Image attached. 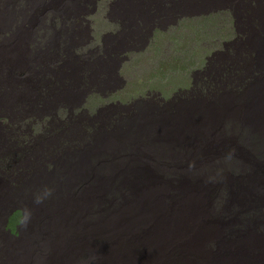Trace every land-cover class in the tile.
Segmentation results:
<instances>
[{
	"label": "rangeland",
	"instance_id": "1",
	"mask_svg": "<svg viewBox=\"0 0 264 264\" xmlns=\"http://www.w3.org/2000/svg\"><path fill=\"white\" fill-rule=\"evenodd\" d=\"M57 1L58 3H56L55 0L54 2L53 0H0V55H2L6 50H8L9 53L11 45L13 44H15V47H17L20 44L25 43V48L28 57V60L23 61L24 51H19L17 53L16 59L12 61L6 60L5 63L0 61V103L2 105L0 106V246L2 245L1 241L4 242V245H7V239L10 238V232L8 227L9 220L7 221L8 214L12 209L11 207L18 202V200L14 203L12 202V206H5V204L1 202V193L4 192L3 185H5L6 187L9 186V188H7L10 189L11 180L9 179L7 174H9L8 172L13 169L11 168L12 161L18 153H30L32 157L31 159H33V162L31 163H25V161H23L22 159L19 160L20 165H23L21 169L26 174L27 179H30L32 177L31 179L33 185L35 183V186L38 185L37 187H43V182L47 179L46 177H49L48 183L53 184L54 187L59 189V191L67 198L73 196L74 193V189L70 182L78 181V179L81 180L78 175L76 176L75 174L69 171V165H71V167H74V169H77V163L74 161V159L78 158V155H80L84 150H86L87 147L91 145V143L93 144V150L95 152L96 157L94 162L89 164V168L91 170L95 171L99 169L104 175L105 172L109 169V167L119 161V158L116 155L117 151L115 149V141L116 139H118L117 136L108 138L104 136V141L102 140L103 142L100 141L99 143L100 138L106 134L103 130L107 129L104 124L105 120H101V118L104 117L106 108L110 106L108 102H111V104L119 102V100L115 97L114 99H107L110 96H106L107 93L109 92V94H112L111 91L118 89V86L116 88V84L124 86L126 81L125 85L127 86V80L131 79L130 76H133L134 73L130 71L127 72V77L125 75V70H122L120 67V74L117 75V66L114 65V63L112 65L108 61L104 63L103 56H96L93 53V50L89 48L88 42H86V40H84L79 33H76L78 32V27H80V25H75L74 21L71 20L73 18L67 15L71 11L77 10V12H79L83 17V14L87 15L92 12V8L95 7L94 4H99L100 6H102L101 8H103V11H105L104 8L107 4H114L113 10H111L110 12V22H107L104 26L105 33L108 32V34L104 37L105 48H111L114 52L121 56H123L125 53L127 64H131L132 67L134 66L135 68V65H137V63L135 62V58L137 59L138 57L137 61L144 59L142 63L138 62L139 67H142L140 68L141 72H143L144 70L145 78L149 80V86H145L144 89L153 91L155 90V92H150V97L149 99H147L149 117L145 121V134H143L146 138V141L142 137V134L139 136L138 133V135L135 137V143L133 144L134 140H131L129 142L130 148L127 150V153L124 158H122L118 163V165H121L120 162L124 164L129 158L132 160L129 162V164L139 163L140 165L144 166L141 168L140 172H137L133 167H124L125 165L121 168H116L115 172L109 171L107 173L106 177L104 178V183H112L117 179H120L124 187H126L125 183L129 182V184L145 189L147 187V181L142 177L147 174L154 173V176L155 178H157L158 182L160 181L162 183L168 184L167 180L170 179L171 181H173V183H177L183 178L182 170H187L186 175H189L192 170H196L201 167V164H195V161H192L191 163H186L185 161L174 160L175 157H173V155H169L170 153L168 148H161L160 143H151L155 140V138L151 136V132L154 131L155 134H158V132L162 130L158 129L156 123L155 113H157V116L159 115V113L157 112V103L163 102L165 100V96L163 94L159 96L157 93L160 86L157 84L159 86L158 87L157 85H153L152 83H155L156 77L162 74L164 69L169 73H174L173 71H175V65L170 61L160 63L159 60H152L151 58H149L150 53L148 52V48H163L164 46L160 45L162 40V36L160 33H162V31L166 33L171 26L175 24H180L181 20H184V18H190V4L192 2H195L196 4H203V2L201 0H198V2L196 0H126L124 4V0ZM131 1H134V3H132ZM206 1H212L210 2L211 4H213V2H216L214 4H229L228 2L226 3L224 0ZM129 2H131V4H138L137 13H131V18L128 17V14L123 11L125 9V6L128 7ZM37 4H42L43 13L39 12V14L41 15L40 17L35 12H33L36 9ZM76 4H81L82 8L80 6H77ZM120 5H122L123 7H121ZM6 6L15 9V13H13V18L11 16V10L8 9ZM165 7H167V9ZM200 9H202V7L200 8V6H198L197 9L192 8V10L194 11ZM26 10L29 11L30 15L32 14L31 17H24ZM61 10L67 14H61ZM261 17L262 16L257 15L254 21L257 22ZM30 20L33 22H31ZM249 26L250 25L247 24L245 25V27ZM80 31L84 30L80 28ZM250 33L255 35H258L260 33V35H258L259 38L256 37L257 39L250 40H231L233 42H238V44L240 45L249 46L251 48L250 50H246V52L240 59H236L234 61V57L231 53H225L223 56L228 58L229 61L226 60L223 61V63L227 62L228 65L222 67L221 69H218L219 71H216L217 74L213 72L211 73V77H202L201 73H194L191 76L188 75L189 80L186 77L183 78L182 76H179V79L172 84V89L175 90L178 85H181L182 81H188V85L178 89L176 93L173 94L172 98L170 97V100L173 101L175 98L181 99V103H176L179 105H177V107L176 105H174V108L182 117H184V119L188 118V120L191 121L190 123H188V126L184 127L185 133H188V130H190L191 128L194 129L197 126L194 129V134L198 130L196 133L198 134L199 132V134L201 133L203 135L201 137L198 136L199 138H201L200 143L203 146H196L195 143H188L183 145V147H181L183 149L176 151V153H179V159L191 160L193 159L192 156L196 155L200 162L204 159L201 167L202 174H204L209 168V166L214 163L215 169H218L220 167L226 174L231 173L233 175V179L230 178L229 183L221 184L220 182V186H215L214 201L216 208L221 207L223 204L227 203L228 197L226 194H230L229 190H233L235 188L237 181H240L242 179L245 181L250 180L249 182H251L256 178L257 174H259V170L261 171V173L264 171V168H261L264 167V40L262 41L260 39V37H264V30L261 31L260 26H253L250 30ZM68 34H70L71 36H68ZM78 38V53L83 57V60L87 62L89 69L85 77L82 71L77 70L73 77L70 79V83L73 84L77 82V87H79V85H85L87 77L90 79L91 82H93L94 76H96L97 73L99 76L104 78L108 77V75L112 76L113 82L111 78L109 83L106 84H90L91 87L93 86L92 89L100 90L103 93V101L100 102V104L97 103V106L94 107V110L89 111V113L93 112L87 116L89 117V119L86 122L84 120H81L80 124L76 123L79 119L75 121L78 117H80L79 115L73 119H69L68 117H66V115L59 113L61 118H65L68 120L65 121V125L63 127L61 126L62 128L60 129L64 131L62 135V139L64 140L62 141H58L56 136H48L47 133L42 134L46 128L45 123L41 121H35L37 126H35V129H33V131L36 130V133L29 131V133L25 134V131L23 134V132L20 130V128H22L21 124H27L32 121H27L29 120L27 118L31 113H38L39 111H43L46 108H55L54 111L57 114L58 112L63 111V108L67 106V103H63L62 106L59 105L62 101H67L66 96H61V93L63 91L54 90V82L47 80L48 78H50V76L53 75V71L51 69H47L45 71L46 77L42 78V81L44 82L43 84H38V82L36 81L38 80V70L42 65L41 60L45 57L40 55V53H42V51H45L46 53L48 51L47 48L52 47L54 45H56L57 47L58 45H65L66 43L70 42L76 43ZM92 43L97 44L101 43V41L95 42L91 40V44ZM147 43L148 45L146 46ZM42 46H44L45 49H41ZM142 48H144L141 51L142 53L138 55L136 49L141 50ZM145 54H148V56L146 55L147 59H145ZM46 56L53 57V55L50 54ZM15 64H21L22 67L20 69H23L22 72H25L27 76L25 79L20 77L22 79V82L17 81V76L13 75L15 71L13 69V66ZM16 73H18V71H16ZM137 73H140V70ZM57 76L60 77L59 74H57ZM120 80L125 81L118 82ZM151 86L155 87L151 88ZM171 93L172 91L170 92V94ZM189 97H192L191 102H189V104H186V99ZM5 104L8 105L10 109H8ZM115 107L116 106H113V109L115 110L112 112H116L114 114L112 113L109 116V120H112V118L115 117L117 118L119 114H122L120 111L119 113H117L118 111ZM119 107L121 108V106ZM100 108L101 110L99 112L94 113L95 110H98ZM192 115L194 117H192ZM193 118H195L196 121L193 120ZM17 119H19V121H17ZM191 119L196 123L192 124ZM15 121L18 122L17 131L12 127V123ZM99 123H102V125H100ZM222 123L225 125H223ZM159 124L164 129L166 126V121L160 119ZM152 125H154V127L153 129H151L149 134V131H147L146 127H152ZM40 128L41 130H39ZM130 134L131 130L129 131L128 135ZM46 136L48 137V139ZM10 137L11 139H13V141L10 139ZM198 137L195 139H199ZM197 141L199 142V140ZM40 143L41 145H37ZM197 153L201 154L203 157H200V155ZM90 157V154L82 155L80 157L81 163L83 165H86L88 162H90ZM176 164H180L179 169L177 168ZM39 167H41L40 171H37ZM50 170H52V174L49 172V176H46V173H48V171ZM63 175L65 177H70L68 179V182H63L57 179ZM136 176L140 177L136 179ZM42 177L44 178L43 180L41 179L40 182L37 181L39 178ZM90 181L93 182L91 179ZM100 182H102V180ZM208 184H212L211 181ZM180 186L181 184H170V187L172 188L170 202L176 203L183 209V212L181 211V209L178 208L173 209L174 214L177 215L180 219L174 217L175 222L173 228H164L161 226V228H156L155 230H150V228L147 230L148 235H150L152 238L164 237V239L169 240L168 242L166 241L167 243H162L160 247L157 246V250L155 253L152 254L148 251L146 255H150L143 256L144 258H146L147 260L149 258L150 260L154 258L153 256H156V262H151V264H264V238L263 241L260 240L256 245V250L257 252H259V256L255 249L251 251V253L249 252L248 255L244 253L245 256L243 254H240L241 250L238 249L245 245V243L249 244L250 242H252V239L256 238V236L258 235L257 231L254 230L255 227H251L250 229L248 227L246 228V222L251 221V219H249L248 217L253 216L249 214L248 210H244V203H242L238 199L233 201L232 203V207L236 211L241 213L242 216H244L245 214L244 217H246V219L243 220L244 222L242 223V221L240 220V222H238V224L235 225L234 228H231L229 218L227 217L224 218L222 221L225 224L224 227L223 225H221V223L218 224V221H216L215 216L211 218V216L200 212L199 206H192V200L182 198L180 194ZM79 187H82V185H77V187L75 188L79 189ZM111 188H113V186H111ZM134 191L136 190L129 187L122 193H124V195H128L129 193L131 194ZM251 191L252 193L257 192V186ZM53 192L58 193L55 189H53ZM38 194L39 189H34L33 196L35 195L34 197L37 198ZM148 196L152 197L149 194H146L145 197ZM93 198L96 200V194H94ZM112 199L114 198H111V200ZM65 201L66 199L64 198V202ZM110 203V199L106 203H104L103 201H97L96 205L92 202L90 203L91 205L95 206L97 210L95 211V213H92L90 211L87 212V215L94 218L95 220V224L88 234L83 233L78 226V221L81 219L78 209L75 210L72 215L67 216L66 213H64L62 210V208H64L63 205L54 206V209L60 210L61 214V232L59 234L57 242H60L64 239V237L69 234L66 231H63L65 230L64 228H66L68 225L69 226L67 229L71 232L74 231L75 233V239L74 237H69L67 240V244H69V247H71V258L68 264H73V262L75 264L84 263L86 260L82 256V250L83 248H87L88 246L92 247L93 250H95L93 252H95L94 254L96 255V264H101L102 261L105 259V256L99 255V249L102 245V242L122 245L123 255L121 257V262L123 264H143L144 261L142 257L138 256V259H136L137 254L135 252L131 254L130 248L127 246L128 243L125 247V242L122 239L120 240L119 238V242L118 237L115 236L116 233L113 229L114 223L111 224L112 221L118 223L123 218H125L124 215H122L124 213L129 217L128 220H131L132 214L138 213L136 211V206L131 204V206L135 209L131 208L130 206L126 208V205H124L125 201L124 199H122L121 204L123 206L121 205V210H118L117 206L111 207ZM100 210L107 211L105 213L104 220L109 222L108 230H110L115 235L107 233V227L103 228L101 227V225V231H99V234H96L94 232V229L96 230V227H99V224L102 223ZM142 211L143 212L141 213L139 212L142 215L144 212L147 215L151 214L148 209L146 211H144L143 209ZM192 211L199 212V216L195 221H193L192 218H190V214H188ZM32 214L36 220L34 213ZM111 214L112 217H110ZM157 216L160 218L161 222H164L163 217L160 216V210L158 208L156 209L155 207V212L152 217L156 218ZM133 217L136 218L137 216L133 215ZM138 220H140V216L136 219V221ZM150 220L151 218L146 217L143 220V224H150ZM18 223V226L21 227L23 219L20 218ZM263 226L264 222L262 224V227ZM257 227L260 228V226ZM24 228L25 227L23 225L22 232L26 234H30L35 230L30 229L27 232ZM136 231L139 239L141 236V229H136ZM105 232L106 239L103 238L101 235V233L104 235ZM11 233L17 235L18 229H16L15 231H11ZM118 236L120 237L121 234H118ZM243 236L244 239L242 238ZM203 238H205V240ZM189 240L192 241L190 242ZM210 240H212L213 243ZM24 242L26 243V241H23V243L20 244V248L23 246V244H25ZM214 242H216L217 244ZM116 245L114 247H116ZM166 248L170 250H166ZM203 249L205 252L203 251ZM234 251L236 252V254ZM175 253L181 256H177L175 255ZM196 255L198 257H196ZM8 256L9 252L4 249L1 254L2 258L0 257V260L2 261ZM159 256L161 257V259L159 258ZM259 257H261V259ZM98 258L100 259L98 260ZM196 258H198V261L196 260ZM47 259L51 258L46 255L43 264ZM199 260L201 262H199ZM57 261L58 262H56L55 264H59V259H57ZM32 262H36V256L34 259H32ZM49 264H52V261H50Z\"/></svg>",
	"mask_w": 264,
	"mask_h": 264
},
{
	"label": "clouds",
	"instance_id": "2",
	"mask_svg": "<svg viewBox=\"0 0 264 264\" xmlns=\"http://www.w3.org/2000/svg\"><path fill=\"white\" fill-rule=\"evenodd\" d=\"M54 2V0H53ZM58 3L57 0H55ZM203 4L198 6L202 7L200 10H192L197 9L196 7H190L191 17L184 20H181L180 24L173 25L169 28V30L165 33L162 31L161 36V46L163 48H148V52L150 53L149 58L156 61L159 60L160 63L165 61H170L175 65L174 73H169L165 69L162 74L158 75L155 79V83L152 84H165L166 91L170 90V86L168 81L170 82L172 88L171 79L177 81L179 76H191L194 73H203L209 72L210 70H218L224 66H227V62L223 63V61H229L228 58L223 56L225 53H231L234 57V61L236 59H240L246 50H250L249 46L240 45L237 42L228 41L224 30L229 26L230 19L232 18V13L228 7H222L220 4H211L206 0H202ZM74 5V4H73ZM77 6H81V4H76ZM95 6V7H94ZM94 8L90 14H83V17L77 10L73 11V21L75 25H80L78 27V32L80 36L83 37L86 42H88L89 48L93 50V53L96 56H103L104 63L109 62L111 65L121 67L122 70H125V75L128 77L127 72H133V76H130L131 79L127 80V89H132L139 86L144 89L145 86H149V80L145 78V73H137L139 70L141 71L138 62L142 63L144 59L136 61V68H133L131 64H127L126 54L123 56L114 52L111 48H105V40L104 37L108 34L105 33V24L110 22V12L113 10L114 4H107L104 8L105 11L102 10L99 4H94ZM7 7V6H6ZM11 10V16L13 18V13H15L14 8H9ZM39 17L41 16L39 12L43 13L42 4H37L36 9L33 11ZM185 14V13H184ZM32 15V14H31ZM29 11L26 10L24 17H31ZM34 19V17H33ZM37 19V18H36ZM13 20V19H12ZM80 28L84 31H80ZM65 32V31H64ZM159 32V31H158ZM92 41H101V43H92ZM75 46V47H73ZM77 47V48H76ZM255 47V45H254ZM45 49L42 46L41 49ZM135 48V47H134ZM133 48V49H134ZM132 49V50H133ZM144 48L136 49L138 55H140ZM47 52L42 51L40 55L45 56L41 61L42 65L38 70V84H43L42 78L45 76V71L47 69H51L53 71V75L48 78V81L54 82V90L57 91H67L63 94V96H67V101H62L59 105L62 106L63 103H67V106L63 108V111L58 112L60 114L66 115L69 119H73L78 117L75 121L80 124L81 120L87 121V116L91 113L87 114V111H92L93 106H97V103L103 101L102 92L100 90L92 89L91 85L86 81L85 85H81L79 87L77 82L74 84L70 83V79L76 73V71H82L84 77L88 73V65L87 62L83 60V57L78 53L79 50V38L77 42L66 43L65 45L57 46L54 45L52 47L47 48ZM131 50V51H132ZM167 50V52H166ZM19 51H24V60H28L27 51L25 48V43L20 44L15 47V44L11 45V49L6 50L2 55H0L1 60L6 59L7 61H12L16 59L17 53ZM50 54L53 57H47L46 55ZM29 55V53H28ZM137 55V56H138ZM148 56V54H146ZM145 55V59L147 56ZM136 56V57H137ZM154 57V59H153ZM133 59V58H132ZM52 61V62H51ZM51 62V63H50ZM233 62V61H232ZM21 64H15L13 66L14 74L17 76V81H21L25 79L27 76L25 72H22L23 69H20ZM18 71V73H16ZM144 71V70H143ZM13 72V71H12ZM60 75V77L57 76ZM21 77V78H20ZM47 81V82H48ZM0 106L1 103H0ZM8 109L10 107L5 104ZM55 108L49 109L46 108L43 111H39L38 113H31L27 119L30 121L29 123L21 124L20 130L25 132V134L33 131L36 126L35 121H41L45 123V131L42 133H47L48 135H53L58 139V141H62L63 132L60 130L65 125V121L67 119L61 118L60 115L55 114ZM101 110H95L94 113L99 112ZM84 118V119H83ZM19 121V119H17ZM15 121L12 123V127L17 131L18 130V122ZM55 139V138H54ZM56 140V139H55ZM130 148V145L125 141H121L116 146L117 157L119 161L124 158L127 153V150ZM90 154V162L86 165L81 163L80 157L82 155ZM95 152L93 150V144L89 145L86 150H84L78 158L74 159L77 163L76 168L71 167L70 172L78 175L81 180L70 182L74 189L73 196L67 198L65 197L59 189L55 188L52 184L44 181L43 187H37L32 184V179H27L26 174L21 170L22 166L20 165L19 160L22 159L26 162H32L30 153L21 152L18 153L17 156L12 161V167L8 173V177L11 180L10 189H8L5 185H3V191L1 193V202L5 204V206H12V202L18 200V202L12 206L9 214V232L10 238L7 239V245H4V242L1 241L0 246V256L4 249L9 252V256L2 261L0 260V264H43L44 258L47 255L51 259L45 260L44 264H49L52 261V264L57 262L59 259V264H68L71 258V247L67 244V240L69 237L75 238L74 231L71 232L67 228L65 231L69 233L67 237L57 243V239L59 238L60 230H61V220H60V210L54 209L55 205H63V212L66 213L67 216H70L74 213L75 210H79V214L81 219L78 221V226L82 230L83 233L88 234L94 224V218L87 215V212L90 211L95 213L97 208L90 203L103 201L106 203L110 199V204L112 206H117L118 210H121V202L124 199L126 208L131 206V204L136 206V211L138 213L132 214L131 220H128V216L124 213L125 218H123L120 222H114L113 229L114 233H112L109 229V222L105 221V213L107 211L100 210V216L102 218V223L99 224V227L94 229L96 234H99L101 231V227H107V233L111 235H115L118 237V240L122 239L127 246L130 248L131 254L136 253L138 259L139 257L148 256L146 253L149 251L152 254L156 252L157 246L160 245L169 239L163 238H152L148 235L147 230H155L156 228L170 227L173 228L175 219L174 217L180 219L177 215L174 214L173 209L178 208L183 209L178 206L174 202H170L172 195V188L170 184H165L162 182H158L157 178H155L154 173L145 175L144 178L147 181V187L145 185V189L141 187L134 186L132 184L125 183L126 187L122 184L120 179L112 183H104V178L106 177L109 171L115 172L116 168L123 167H133L137 172L141 171V165L139 163L129 164L131 159H127L124 164L120 162L121 165H118L119 161L114 163L103 175L101 170H91L89 168V164L93 163L95 160ZM69 162V161H68ZM71 162V161H70ZM24 163V164H25ZM203 161L201 162L202 167ZM118 165V166H116ZM201 167L192 170L189 175H186L187 170H182L183 178L179 180L177 183L173 184H181L180 186V194L184 199L192 200V206H199L200 212L211 216L213 215L216 218L218 223H221L225 227V224L222 222L224 218H229L230 227L234 228L240 220L246 219V217L242 216L241 213L236 211L230 203H225L221 207H215L214 201V188L215 186H220L223 183H229L230 177L219 167L218 169L214 168V163L209 166L204 174L201 173ZM39 167L37 171H40ZM52 174V170L49 171ZM4 173V171H3ZM84 173V174H83ZM204 176V177H203ZM140 176H136V179ZM70 177L61 176L59 179L63 182H68ZM42 178L34 179L37 181H41ZM54 179V178H53ZM90 179L93 181L91 182ZM26 180V181H25ZM102 180V182H100ZM211 181L212 184H208ZM221 182V184H220ZM75 183V184H74ZM82 185L79 189H76L77 185ZM171 184V185H173ZM207 184V187H206ZM167 185V187H166ZM113 186V188H111ZM129 187L135 189L136 191L129 193L128 195H124L122 193L124 190H127ZM39 189L38 197L35 198L33 196V190ZM53 189H55L58 193H54ZM94 194H96V200L93 198ZM146 194L151 195L152 197H145ZM64 198L66 201L64 202ZM111 198H114L111 200ZM123 206V205H122ZM141 207V208H140ZM148 209L151 213L147 215L143 212ZM156 209L160 210V216L163 217L164 222L160 221V218L157 216L152 217ZM135 209V208H133ZM140 212V213H139ZM32 213L37 214L36 220ZM190 218L195 221L199 212L192 211L189 212ZM133 215L137 217L134 218ZM140 216V220L136 221V219ZM149 217L151 218L150 224H143V220ZM23 219V223L21 227L18 226L19 219ZM251 219V218H250ZM182 220V218H181ZM25 227L28 232L30 229H35L36 232L28 236V234L22 232V227ZM101 225V227H100ZM139 228V229H138ZM18 229V234L15 235L11 233V231H15ZM137 230L141 229V237L138 239ZM250 229V228H249ZM118 234H121L119 237ZM257 236L250 242L249 244L243 245L239 249L241 250L240 254L246 253L256 250V244L264 238V226L261 228V231H257ZM102 237L106 239V232L104 235L101 233ZM102 238V240H103ZM33 240L40 241V244L35 243ZM119 240V242H120ZM23 241L29 242L31 245V251L28 249H24L27 252H32L31 256L21 251L20 253V244ZM254 242V245H253ZM264 242V241H263ZM105 242H102V247L100 246V254L105 256V259L101 264H123L121 262V257L123 255V247L122 245L109 244L107 247L104 246ZM118 244V242H117ZM30 245H26L28 248ZM116 245V247H114ZM168 248H166L167 250ZM170 250V249H168ZM259 256V252H257ZM55 255V259H54ZM164 255V254H163ZM177 256H181L176 254ZM36 256V262H32V259ZM82 256L85 258V262L83 264H96V255L93 252V248L88 246L87 248H83ZM153 259L143 258V264H151V262H156L157 257L153 256ZM161 259V257L159 256ZM261 258V257H259ZM29 261V262H25Z\"/></svg>",
	"mask_w": 264,
	"mask_h": 264
},
{
	"label": "bare ground",
	"instance_id": "3",
	"mask_svg": "<svg viewBox=\"0 0 264 264\" xmlns=\"http://www.w3.org/2000/svg\"><path fill=\"white\" fill-rule=\"evenodd\" d=\"M110 1V0H109ZM129 1V0H127ZM137 1V0H136ZM167 1V0H166ZM169 1V0H168ZM177 1V0H176ZM186 1V0H185ZM198 2V0H196ZM202 1V0H201ZM200 1V2H201ZM218 1V0H217ZM226 3L228 2L229 4H220L222 5V7H228L232 13V18L230 19V23H229V26L224 30V33L228 39V41H231V40H250V39H257L259 38L258 35H260V33L258 35H255V34H252L250 33V30L253 26H260L261 27V31L264 30V0H224ZM124 4L126 2V0L123 1ZM132 2V1H131ZM131 2L128 3V7L125 6V9L123 10L126 14H128V17L132 16L130 15L131 13L134 14L135 12L137 13L138 11V4H131ZM148 2V1H147ZM188 2V1H187ZM199 2V3H200ZM212 2V1H210ZM86 3V2H85ZM96 3V2H95ZM104 3V2H103ZM113 3V2H112ZM134 3V1L132 2ZM150 3V2H149ZM153 3V2H152ZM185 3V2H184ZM193 3V4H192ZM190 4V7H196L200 4H196L195 2H192ZM216 3V2H213V4ZM93 4V3H92ZM123 4V3H122ZM140 4V3H139ZM148 4V3H147ZM186 4V3H185ZM105 5V4H104ZM130 5V6H129ZM167 5V4H166ZM181 5V4H180ZM118 6V5H117ZM121 7H123L122 5H120ZM158 6V5H157ZM168 6V5H167ZM44 7V5H43ZM77 7V6H76ZM81 7V6H80ZM102 7V6H101ZM141 7V6H140ZM154 7V6H153ZM172 7V6H171ZM82 8V7H81ZM128 8V10H127ZM160 8V7H159ZM167 9V7H165ZM201 8V7H200ZM47 9V8H46ZM93 9V8H92ZM103 9V8H102ZM142 9V8H141ZM158 9V8H157ZM170 9V8H169ZM175 9V8H174ZM187 9V8H186ZM122 10V9H121ZM161 10V9H160ZM80 11V10H79ZM91 11V10H90ZM127 11V12H126ZM156 11V10H155ZM164 11V10H163ZM166 11V10H165ZM185 11V10H184ZM244 11V12H243ZM83 12V11H82ZM88 12V11H87ZM116 12V11H115ZM145 12V11H144ZM170 12V11H169ZM172 12V11H171ZM182 12V11H181ZM243 12V13H242ZM79 13V12H78ZM121 13V12H120ZM186 13V12H185ZM61 14H67L65 13L64 11L61 10ZM181 14V13H179ZM262 14V15H261ZM69 17L71 16L73 18V11H71L69 14H67ZM257 15H260L262 16L257 22L254 21V19L256 18ZM153 16V15H152ZM179 16V15H178ZM188 16V15H187ZM186 17V16H185ZM131 18V17H130ZM173 18V17H172ZM163 19V18H162ZM181 19V18H180ZM27 20V19H26ZM73 20V19H71ZM178 20V19H177ZM31 21V20H30ZM47 21V19H46ZM33 22V21H31ZM162 22V21H161ZM71 24V23H70ZM250 25L249 27H245V25ZM169 25V24H168ZM176 25V24H175ZM153 26V25H152ZM160 27V26H159ZM133 29V28H132ZM155 29V27H154ZM77 33V32H76ZM70 34H68L69 36ZM255 35V36H254ZM67 36V35H66ZM71 36V35H70ZM75 36V35H74ZM150 37V36H149ZM257 37V38H256ZM264 38V37H263ZM262 37H260V39L263 41ZM61 39V38H60ZM65 39V38H64ZM59 40V39H58ZM57 40V41H58ZM63 40V39H62ZM116 40V39H115ZM259 40V39H258ZM56 41V40H55ZM54 42V41H53ZM51 43V42H50ZM57 43V42H56ZM238 43V42H237ZM262 44V43H260ZM148 45V43L146 44V46ZM59 46V45H58ZM145 46V47H146ZM263 49V48H262ZM264 50V49H263ZM5 51V50H4ZM129 51V50H128ZM2 52V51H1ZM125 54V53H124ZM123 55V53H122ZM146 55V54H145ZM44 57V56H43ZM255 57V56H253ZM138 59V57H137ZM137 59L135 58V60L137 61ZM140 59V58H139ZM232 59V58H231ZM242 60V59H241ZM1 62L5 63L6 59H2L0 60ZM135 61V62H136ZM146 62V61H145ZM148 64V62H147ZM150 64V63H149ZM134 65V64H133ZM147 66V65H146ZM27 67V66H26ZM145 67V66H144ZM135 68V67H133ZM142 68V67H140ZM247 68V67H246ZM225 69V68H224ZM148 71V70H147ZM216 71H219V70H210L209 72H201V76L202 77H211V73L215 72L217 74ZM139 72V71H138ZM174 72V71H173ZM141 73V71H140ZM144 73V71H143ZM116 74H120V67L117 66V72ZM133 74V73H132ZM215 74V75H216ZM98 75V73H97ZM94 76V79H93V82L90 81V79L87 77L86 78V81L91 84V83H94L92 85H96V84H99V83H109V81L111 80L112 76L108 75V77H101V76ZM200 76V77H201ZM243 76V75H242ZM188 80V76H185ZM223 77V76H222ZM184 78V77H183ZM260 80V79H259ZM125 80H120L118 82H123ZM112 82H113V78H112ZM171 82L174 83L175 81L173 79H171ZM169 83V86H170V90H167L166 91V88L164 87V85H161V83H159L158 85L160 86V88L158 89L157 93L159 96H161V94H163L165 96V100L163 102H159L157 103L158 104V113L159 115L157 116V113H155L156 115V123H157V127L158 129H162L158 132V134H155L154 131L151 132V136L155 138L154 141H152L151 143H160L161 144V148H168L169 149V155H173V157H175L174 160H177V161H185L186 163H191L192 161H195V164L199 163L201 164L203 160H201V162L198 160V157L196 155H193L191 160H181L179 159V153H176V151L178 150H181L183 148V145L185 144H188V143H195L196 146H203L201 143H200V139L198 136H203L201 133V135L198 134L195 132L194 134V129L197 127H195L194 129H190L188 130V133H185L184 131V127L185 126H188V123H190L191 121L188 120V118L184 119V117H182L174 108V105H179L181 102H180V98H175L173 101L170 100V97L172 98L173 94L176 93V91L186 85H188V81H182L181 82V85H178V87L174 90L171 88V85H170V82L168 81ZM74 84V83H73ZM78 84V83H77ZM83 84V83H82ZM125 84H126V81H125ZM124 84V86H120L119 84L117 85L116 84V88L118 86V89H115L112 92V94H109V92L107 93L106 96L110 95V96H113V97H110L107 98V99H114V97L116 99L119 100V102L117 103H114V104H111V102H108L110 104V106H108L105 110V114H104V117L101 118V120H105L104 121V124L105 126L107 127V129H104L103 131L106 133L105 135H103L100 140H99V143L100 141H104L105 137L106 136L107 138L108 137H113V136H117L118 139H116V143H115V149H116V146L123 140L125 141L126 143L129 144V142L131 140H134L133 141V144L135 143V137L138 135L139 133V136L142 134V137L145 139L146 141V138L143 134H145L144 132V129H145V121L146 119L149 117L148 114V110L149 108L147 107L148 106V100L149 97H150V92H152L153 90H148V89H142L140 86H139V83H137V86L132 88V89H127V86ZM157 85V84H155ZM157 85V86H158ZM236 85V84H234ZM80 86V85H79ZM113 86V85H111ZM110 86V88H111ZM158 86V87H159ZM93 87V86H92ZM108 87V86H107ZM152 87H155V86H151ZM254 87V86H253ZM96 89V88H95ZM172 91V93L170 94V92ZM68 92L67 91H64L61 93V96ZM155 92V90L153 91ZM63 97V96H62ZM67 97V96H66ZM61 98V97H60ZM65 98V97H64ZM185 99V98H184ZM191 99L192 97H189L186 99V104H189V102H191ZM115 102V101H114ZM176 103H179V104H176ZM215 103V102H214ZM113 106H116L115 108H117V113H119V111L122 113V114H116L118 115V117L116 118H112V120H109V116L113 113L112 111H114L115 109H113ZM121 106V108L119 107ZM205 106V105H204ZM94 107L92 108V110H94ZM180 107V106H179ZM203 107V106H202ZM183 110V108H182ZM179 111V110H178ZM116 112V111H115ZM114 112V113H115ZM89 113V111H87V114ZM113 113V114H114ZM222 113V112H221ZM56 114V113H55ZM59 114V113H57ZM60 115V114H59ZM188 115V114H187ZM114 116V115H113ZM11 117V116H10ZM192 117H194L192 115ZM201 117V116H199ZM226 118V117H225ZM89 119V117H87V120ZM160 119H163L166 121V126L165 128L163 129L161 126H160ZM200 119V118H199ZM203 119V118H201ZM192 120V119H191ZM193 120H195V118H193ZM192 120V124H195L196 122H194ZM198 120V119H197ZM205 120V119H204ZM227 120V119H226ZM231 120V119H230ZM12 121V120H11ZM71 121V120H70ZM196 121V120H195ZM200 121V120H199ZM29 122V121H28ZM74 122V120H73ZM39 123V122H38ZM77 123V122H76ZM224 123V121H223ZM222 123V124H223ZM227 123V122H226ZM2 124V123H1ZM41 124V122H40ZM100 124V123H99ZM73 125V124H72ZM102 125V123L100 124ZM225 125V124H223ZM227 125V124H226ZM2 126V125H1ZM37 126V125H36ZM104 126V125H103ZM102 126V127H103ZM63 127V126H62ZM154 125H152V127H149L148 128L146 127L147 131H149V134H150V131L151 129H153ZM156 127V126H155ZM38 128V127H37ZM140 128V129H139ZM34 129V128H33ZM245 129V128H244ZM7 130V129H6ZM10 130V129H9ZM41 130V128L39 129ZM131 130V134H129V131ZM137 130V131H136ZM2 131V130H1ZM110 131V132H108ZM218 131V130H217ZM41 132V131H39ZM38 132V133H39ZM216 132V131H215ZM36 133V132H35ZM19 134V133H18ZM65 134V133H64ZM4 135V134H3ZM36 135V134H34ZM38 135V134H37ZM67 135V134H66ZM28 136V135H27ZM49 136V135H48ZM138 136V137H139ZM150 136V135H149ZM44 137V136H43ZM47 137V136H46ZM53 137V136H52ZM137 137V138H138ZM199 138V139H195V138ZM13 138V137H12ZM29 138V137H28ZM104 138V139H103ZM11 139V137H10ZM39 139V138H38ZM48 139V137H47ZM252 139V137H251ZM13 141V139H11ZM36 140V139H35ZM64 140V139H63ZM114 140V139H113ZM199 140V142L197 141ZM11 141V142H12ZM32 141V140H31ZM41 141V140H40ZM102 141V142H103ZM38 142V141H37ZM261 142V141H260ZM59 143V142H58ZM103 144V143H102ZM105 144V143H104ZM117 144V145H116ZM212 144V143H211ZM30 145V144H29ZM37 145H41L40 144H37ZM58 145V144H57ZM100 145V144H99ZM108 145V144H107ZM23 147V146H22ZM42 147V146H41ZM87 147V146H86ZM31 148V147H30ZM51 148V147H50ZM101 148V147H100ZM99 148V149H100ZM114 148V147H113ZM12 149V148H11ZM15 149V148H13ZM33 149V148H32ZM45 149V148H44ZM102 149V148H101ZM251 150V149H250ZM22 151V150H21ZM47 151V150H46ZM46 154V153H45ZM175 154V155H174ZM199 154V153H197ZM15 155V154H14ZM200 157H203L201 154H199ZM205 155V154H204ZM41 156V155H40ZM8 157V156H7ZM32 158V157H31ZM189 158V157H188ZM33 160V159H32ZM22 161V160H21ZM39 161V160H37ZM199 161V162H198ZM33 162V161H32ZM31 163V162H30ZM39 164V163H38ZM5 165V164H4ZM28 165V164H27ZM36 165V164H35ZM40 165V164H39ZM252 165V164H251ZM23 166V165H22ZM31 166V165H30ZM142 167L144 165H141ZM263 166V165H261ZM43 167V165H42ZM141 167V168H142ZM261 168H264V167H261ZM30 169V168H29ZM37 169V168H36ZM35 169V170H36ZM43 169V168H42ZM149 169V168H148ZM22 170V169H21ZM33 172V171H32ZM264 172V171H263ZM261 173V171L259 170V174H257L256 178L254 180H252L251 182H249L250 180H240V181H237V184L235 186V188L233 190H229L230 191V194H226L227 195V202L230 203L232 205L233 201L235 200H239L241 201L242 203H244V210H248L249 214H251L253 217H248L249 219L251 218V221H247L246 223V228H251V227H255V231H261V228H262V224L264 222V173ZM45 173V172H44ZM36 174V173H35ZM240 174V173H239ZM8 175V174H7ZM31 175V174H29ZM227 175L233 179V175L231 173H227ZM44 176V175H43ZM46 176H49V171L48 173H46ZM7 177V176H6ZM29 177V176H28ZM5 178V176H4ZM32 178V177H31ZM47 179L45 180L46 182H48V179L49 177H46ZM0 179H1V176H0ZM44 178L42 177V180ZM7 180V179H6ZM26 181V180H25ZM1 182V181H0ZM36 182V181H35ZM9 183V182H8ZM42 183V182H41ZM44 184V183H43ZM53 185V184H52ZM38 186V185H37ZM54 186V185H53ZM233 186V185H232ZM257 186V192H254L252 193V189ZM9 188V186H7ZM40 187V186H39ZM4 189V188H3ZM36 191V190H35ZM224 195V194H223ZM35 196V195H34ZM238 202V201H237ZM55 208V207H54ZM245 213V212H244ZM33 215V214H32ZM35 217L37 214H35ZM250 215V216H251ZM245 216V214H244ZM214 217V215H213ZM212 218V217H211ZM210 218V219H211ZM227 218V217H226ZM242 221V220H241ZM215 222V221H214ZM217 223V222H216ZM243 223V222H242ZM19 224V223H18ZM213 224V223H211ZM219 224V223H218ZM201 225V224H200ZM205 225V224H204ZM237 225V224H236ZM69 226V225H68ZM68 226L66 228H68ZM71 226V225H70ZM198 226V225H197ZM212 226V225H211ZM228 226V225H227ZM257 226H260V228H258ZM202 227V226H201ZM206 227V226H205ZM218 227V226H217ZM237 227V226H236ZM196 228V227H195ZM240 228V227H238ZM25 229V228H24ZM65 229V228H64ZM70 229V228H69ZM225 229V228H224ZM33 230V229H31ZM201 230V228H200ZM221 230V229H220ZM219 230V231H220ZM253 230V229H251ZM65 232V230H63ZM198 231V230H197ZM208 231V230H207ZM213 231V230H212ZM215 231V229H214ZM213 231V232H214ZM36 230H34L33 232H31L29 235L35 233ZM61 232V231H60ZM231 232V231H230ZM229 232V233H230ZM236 232V231H235ZM252 232V231H251ZM207 233V232H206ZM218 233V232H217ZM244 233V232H243ZM247 233V232H246ZM250 233V232H248ZM200 234V233H198ZM211 234V233H210ZM215 234V233H214ZM228 234V233H227ZM234 234V233H233ZM240 234V233H239ZM255 234V233H254ZM67 235V233H66ZM94 236V235H92ZM169 236V235H168ZM197 236V234H196ZM232 236V235H231ZM250 236V235H249ZM60 237H63V236H60ZM67 237V236H66ZM64 237V239L66 238ZM72 237V236H71ZM141 237V236H140ZM195 237V236H194ZM201 237V236H199ZM214 237V236H213ZM223 237V236H222ZM237 237V236H236ZM198 238V237H196ZM217 238V237H216ZM228 238V237H227ZM232 238V237H231ZM238 238V237H237ZM244 239V236L242 237ZM73 239V238H72ZM71 239V241H72ZM75 239V238H74ZM205 240V238H203ZM203 239H198V240H203ZM214 239V238H213ZM246 239V238H245ZM251 239V237H250ZM216 240V239H215ZM228 240V239H227ZM232 240V239H230ZM229 240V241H230ZM234 240V239H233ZM236 240V239H235ZM239 240V239H238ZM253 240V239H252ZM35 243H38L40 244V241H36V240H33ZM187 241V240H186ZM190 241V240H189ZM192 241V240H191ZM190 241V242H191ZM212 241V240H210ZM225 241V240H223ZM245 241V240H244ZM243 241V242H244ZM59 242V241H58ZM57 242V243H58ZM75 242V241H74ZM101 242V241H100ZM168 242V241H167ZM166 242V243H167ZM197 242V241H195ZM201 242V241H200ZM204 242V241H203ZM25 243V242H24ZM68 243V242H67ZM209 243V242H208ZM213 243V241H212ZM216 243V242H214ZM234 243V242H233ZM85 244V243H84ZM93 244V243H92ZM109 243H104V246H108ZM193 244V243H192ZM197 244V243H196ZM207 244V243H206ZM217 244V243H216ZM240 244V243H239ZM26 245H30L29 242L26 241L25 244H23V246L20 248V253L21 251L26 253V251L24 249H28L31 251V245L30 247L28 248ZM69 245V244H68ZM72 245V244H70ZM208 245V244H207ZM212 245V244H211ZM257 245V244H256ZM75 246H76V243H75ZM102 246V245H101ZM194 246V245H193ZM200 246V245H199ZM236 246V244H235ZM234 246V247H235ZM198 247V245H197ZM207 247V246H206ZM233 247V248H234ZM204 248V246H203ZM209 248V247H208ZM258 248V247H257ZM74 249V248H72ZM128 249V248H127ZM198 249V248H197ZM196 249V250H197ZM200 249V247H199ZM210 249V248H209ZM239 249V248H238ZM79 250V249H78ZM207 250V249H206ZM221 250V249H220ZM237 250V249H236ZM95 251V250H93ZM188 251V250H187ZM202 251V250H201ZM204 251V249H203ZM210 251V250H209ZM207 251V252H209ZM212 251V250H211ZM238 251V250H237ZM97 252V251H96ZM205 252V251H204ZM206 252V253H207ZM235 252V251H234ZM95 253V252H94ZM158 253V252H157ZM203 253V252H202ZM26 254H28V256H31L32 252H27ZM73 254V253H72ZM97 254V253H96ZM159 254V253H158ZM236 254V252H235ZM101 255V254H99ZM210 255V254H209ZM216 255V254H215ZM239 255V254H238ZM98 256V255H97ZM202 256V255H201ZM1 257V256H0ZM101 257V256H100ZM196 257H198L196 255ZM206 257V256H205ZM220 257V256H219ZM255 257V256H254ZM2 258V257H1ZM77 258V257H76ZM144 258V257H143ZM208 258V257H207ZM240 258V257H239ZM34 259V258H33ZM100 258H98L99 260ZM195 259V258H194ZM198 258H196L197 260ZM261 259V258H260ZM259 259V260H260ZM72 260V259H71ZM140 260V259H139ZM138 260V261H139ZM166 260V259H165ZM164 260V261H165ZM185 260V259H184ZM207 260V259H205ZM70 261V260H69ZM77 261V260H76ZM136 261V260H135ZM167 261V260H166ZM198 261V260H197ZM203 261H204V258H203ZM256 261V260H255ZM264 261V260H263ZM26 262H29V261H26ZM58 262V261H57ZM80 262V261H79ZM140 262V261H139ZM171 262V261H170ZM199 262H201L199 260ZM214 262V261H213ZM77 263V262H76ZM99 263V262H98ZM137 263V262H136ZM169 263V261H168ZM33 264V263H32ZM71 264V263H70ZM73 264H75L73 262ZM83 264V263H81ZM100 264V263H99ZM125 264V263H124ZM178 264V263H177ZM189 264V263H188ZM192 264V263H191ZM197 264V263H196ZM201 264V263H200Z\"/></svg>",
	"mask_w": 264,
	"mask_h": 264
},
{
	"label": "trees",
	"instance_id": "4",
	"mask_svg": "<svg viewBox=\"0 0 264 264\" xmlns=\"http://www.w3.org/2000/svg\"><path fill=\"white\" fill-rule=\"evenodd\" d=\"M176 166H177L178 169L180 168V164H176ZM167 182H168V184H173V181H171L170 179H168ZM174 183H176V182H174ZM110 217H112V214L110 215Z\"/></svg>",
	"mask_w": 264,
	"mask_h": 264
}]
</instances>
